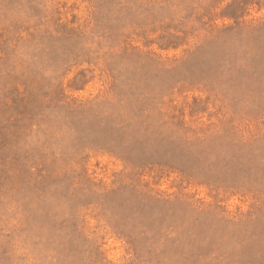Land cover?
Masks as SVG:
<instances>
[{
    "label": "rangeland",
    "instance_id": "obj_1",
    "mask_svg": "<svg viewBox=\"0 0 264 264\" xmlns=\"http://www.w3.org/2000/svg\"><path fill=\"white\" fill-rule=\"evenodd\" d=\"M0 264H264V0H0Z\"/></svg>",
    "mask_w": 264,
    "mask_h": 264
}]
</instances>
